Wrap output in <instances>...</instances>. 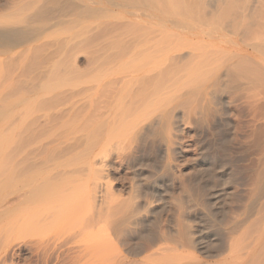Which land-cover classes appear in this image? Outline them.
I'll return each instance as SVG.
<instances>
[{
  "label": "rangeland",
  "instance_id": "1",
  "mask_svg": "<svg viewBox=\"0 0 264 264\" xmlns=\"http://www.w3.org/2000/svg\"><path fill=\"white\" fill-rule=\"evenodd\" d=\"M0 19L22 23L0 31V137L30 116L0 173L91 202L2 264H264V0H0Z\"/></svg>",
  "mask_w": 264,
  "mask_h": 264
},
{
  "label": "bare ground",
  "instance_id": "2",
  "mask_svg": "<svg viewBox=\"0 0 264 264\" xmlns=\"http://www.w3.org/2000/svg\"><path fill=\"white\" fill-rule=\"evenodd\" d=\"M40 3L41 0H31L32 5H37ZM15 11L21 14L22 12H24V9L22 8V6L18 5L15 6ZM15 20L5 21L4 19H0V31H5L8 28L10 29L14 28L15 26L17 27L18 25H22V23L20 24ZM57 24L58 23L48 24V26L43 30L45 32L44 36L46 33L47 37L51 35L53 36L55 35L54 33L56 32V30H58L56 27L64 26L63 24ZM46 91L47 93H50L52 91L56 92L57 87L56 89L55 87L44 88L43 92L45 93ZM152 95L154 96V94ZM146 105L150 106L151 104L146 103ZM138 110L141 111V109H137L133 112V119L138 118ZM144 112L142 114H144ZM29 117L30 116H28V113L25 111L22 117V123L18 126H14L13 124H11L8 128L11 133L0 137V166L10 161V158L8 156L9 154L6 150H8V148L11 149L12 145L14 144V137L16 138L22 136ZM50 120V117H44L43 123L46 125L50 123ZM34 122H36V124L40 123L39 118H35ZM66 126L67 125L65 123H60L54 131L57 132V130H62ZM83 137V135L80 136V139L82 140ZM53 140H56L55 137L49 136V138L47 137L46 139L41 141L35 140L33 144L35 146L39 144L42 145L43 143H47L45 145H49ZM106 140L103 141L104 145ZM99 144L100 142H94L91 145H88L87 143V147L90 149L88 150L89 153L87 156L90 155V157H93L94 160H99L102 163L103 161H105V159L101 156V154H94L96 149L99 150ZM163 146L165 152H169L170 145L164 144ZM17 166L18 165L16 163L13 165H6L5 168L8 169H4L5 171L2 172L3 177L0 173V177H2L0 178V264L5 263L6 258L16 250L20 251L26 243H31V245L36 250L46 247L54 249V247L57 245L56 243H59V239H62L63 237H65L66 235H70L71 233V226L69 224L70 216L73 213H83V209L86 206L91 205V202L87 197H83L82 199L74 197V186L64 187L63 184L60 183V181L57 179L47 178L40 182H34L32 185H21L20 183L22 182V180H20L19 177H21L25 172H19L21 169H19L20 166ZM102 166L103 165H101V167ZM14 169L19 170L16 171ZM16 172H18L19 176ZM108 172L109 170L107 167H102V177L97 181H94L95 186L98 189L95 190L92 198L94 202L97 200L103 203L104 195L102 194V191L108 184L104 178L105 176H107L106 174ZM15 176L18 178V180L14 181V179L16 178ZM12 184L18 186V190L16 192L17 194L6 195L1 192L2 187L10 186ZM149 202H146L145 205L147 210L150 211L154 206V201L152 203ZM132 220L133 216L131 215L126 217L124 221L125 224H129V222H131ZM68 224L70 227L68 226ZM119 224L120 223L118 222V225ZM71 225L73 224L71 223ZM26 240L30 241L24 243ZM75 242L80 246H86V243H83L82 245L81 241Z\"/></svg>",
  "mask_w": 264,
  "mask_h": 264
}]
</instances>
